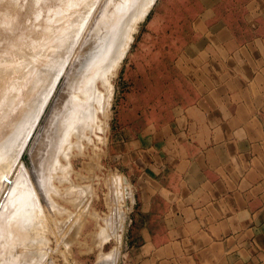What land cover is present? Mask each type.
I'll use <instances>...</instances> for the list:
<instances>
[{"label":"rangeland","instance_id":"1","mask_svg":"<svg viewBox=\"0 0 264 264\" xmlns=\"http://www.w3.org/2000/svg\"><path fill=\"white\" fill-rule=\"evenodd\" d=\"M237 1L153 0L134 21L118 69L111 66L104 78L108 84L98 80L106 108L94 104L95 125L81 135L69 128L71 138L63 146L70 134L64 135L70 125L64 115L84 98L76 92L84 65L100 50L115 10L134 1L0 0V212L11 190L20 186L15 191L22 194L23 187L34 185L32 197L39 195V201L24 205L36 231L30 245L45 253L32 250L25 262L4 257L0 264H140L144 237L137 215L144 183L138 180L137 158L154 154L169 135L185 76L216 75L218 35L232 38L217 31V24L231 19ZM46 69L49 82L57 74L55 87L52 82L53 91L42 90L40 102H33L27 98L36 93L32 80ZM73 97L79 101L71 102ZM5 214L4 221L11 212ZM3 238L0 234V246L8 253Z\"/></svg>","mask_w":264,"mask_h":264},{"label":"crops","instance_id":"2","mask_svg":"<svg viewBox=\"0 0 264 264\" xmlns=\"http://www.w3.org/2000/svg\"><path fill=\"white\" fill-rule=\"evenodd\" d=\"M236 4L216 75L185 76L171 134L137 158L140 264H264V0Z\"/></svg>","mask_w":264,"mask_h":264},{"label":"bare ground","instance_id":"3","mask_svg":"<svg viewBox=\"0 0 264 264\" xmlns=\"http://www.w3.org/2000/svg\"><path fill=\"white\" fill-rule=\"evenodd\" d=\"M121 1V0H120ZM134 2H132L131 4H132V6L131 7H126V4L125 3H123L117 10H115L116 12H114L115 13V17H113L114 19L111 21V23L110 24H108V31H106L107 33L105 34V39L101 42V46H100V50L99 51H96L93 55H92V57L89 59V60H87V62L85 63V68H84V70L82 71V73H81V75H82V80L80 81V83H78L77 84V86H76V92L78 93V96H83L84 98L82 99V102H78L79 103V105H76V106H79L78 108H76V109H73V108H71L69 111H67V114H66V116L64 115V117H65V121H69L70 122V125H69V127H68V129L66 130V131H68L69 130V128H71L72 129V133L74 134H80V131H82V130H84V128H85V131L86 130H88L89 128H90V126H92V123H93V125H95V114H97L98 113V111H95V109H94V104H98L97 106H99L100 105V108H101V106L102 105H105L106 104V102H108L107 100V98L108 97H104L103 96V93H101V92H99L98 91V80H100L101 78L102 79H104V78H108V70H109V68H111V66H113V65H115L116 64V66H114V68L115 67H117V62H119L118 60H119V57H123L124 55H125V50H126V48H127V46H128V44H129V42H131L130 40L132 39L131 38V31H133L134 29H133V23H134V21L135 20H137V19H140V17H142L143 15H144V13H145V11H146V13L145 14H147V11H149V7H150V4L152 5L153 3H151L153 0H133ZM124 2V1H123ZM122 3V2H121ZM128 4V3H127ZM128 5H130V3L128 4ZM145 16V15H144ZM135 22H138V20L137 21H135ZM83 25V24H82ZM86 25V24H85ZM82 27V26H81ZM134 27H135V25H134ZM80 29H82V28H80ZM79 29V30H80ZM80 32V31H79ZM79 32H76V34L77 33H79ZM136 32V31H135ZM80 34H81V32H80ZM79 34V35H80ZM78 35V34H77ZM81 36V35H80ZM78 38V37H77ZM78 41H79V39H77ZM76 43V42H75ZM74 43V44H75ZM75 45H73V47H74ZM129 47V46H128ZM68 48V47H67ZM74 49V48H73ZM68 51V50H67ZM57 52V51H56ZM56 52L54 53L55 55H56ZM59 52H60V50H59ZM69 53V52H68ZM67 53V54H68ZM70 53H71V51H70ZM124 55H123V54ZM64 55V54H63ZM123 55V56H122ZM52 56H53V54H52ZM57 56V55H56ZM55 56V57H56ZM59 56V55H58ZM57 56V57H58ZM65 56V55H64ZM69 56H71V55H69ZM51 59V58H50ZM52 59H54V57L52 58ZM51 59V60H52ZM56 59V58H55ZM59 59V58H58ZM69 59V58H68ZM67 59V60H68ZM120 59H122V58H120ZM51 60H50V63H51ZM60 61V60H59ZM64 61V60H63ZM49 62V61H48ZM49 63V64H50ZM48 63H47V65H49ZM57 64V63H56ZM56 64H55V66H56ZM64 64V63H63ZM66 64V63H65ZM64 64V65H65ZM54 64H52V66H53ZM119 65V64H118ZM62 67H64L63 65H62ZM44 68H48L47 66H46V64H45V67ZM43 68V69H44ZM53 68V67H52ZM113 68V67H112ZM40 69V68H39ZM60 69H61V66H60ZM117 69H118V67H117ZM51 70V69H50ZM63 70H64V68H63ZM61 71H59V74H61L60 73ZM108 73V74H107ZM111 73H112V71H111ZM114 73V72H113ZM112 73V74H113ZM55 78L57 77V74H56V76H54ZM54 78V79H55ZM49 76L47 75V69L44 71V70H42V72L40 71H38V75H35L34 76V78H33V80H32V83L34 84V86L35 87H33V88H35L36 90V93L35 94H30V96L28 95V99L29 100H32L33 102H36V101H38V102H40L39 100H41V98L39 97V93H41V91L42 90H44V89H46V88H49V91H50V87H51V90H52V82L54 81V79L53 80H51L50 82H49ZM105 80V79H104ZM55 81H56V79H55ZM108 82V80H105V83H107ZM102 84H103V82H102ZM108 84V83H107ZM106 86V89H109V87L107 88V86L108 85H104V87ZM55 87V85H54V82H53V88ZM74 87V86H73ZM31 89V88H30ZM53 91V90H52ZM51 91V92H52ZM106 91V90H105ZM50 92V93H51ZM104 92V91H103ZM108 92L109 93H107L108 95L111 93L110 92V90H108ZM105 93V95L106 96H108L107 94ZM47 94V93H46ZM48 95H50L49 93H48ZM71 95H76V93H74V94H71ZM44 97V96H43ZM43 97H42V104L44 105L45 104V102L43 103V101L44 100H46V98L48 97V98H50L49 96H47V95H45V97H44V100H43ZM76 97V96H75ZM69 99V98H68ZM81 99V98H80ZM111 99V98H110ZM71 100V102H76V101H79V100H77L76 99V101L74 100V97L73 98H71L70 99ZM47 101V100H46ZM68 102V101H67ZM47 103V102H46ZM43 105H41V106H43ZM65 106H67L66 104H65ZM65 106H64V108H65ZM38 107H40L39 106V104L37 103V105L35 106V110H37V112H38V109H39V111L41 110V108L42 107H40V108H38ZM44 107H45V105H44ZM72 107V106H71ZM104 109L106 108L105 106H102ZM96 108V107H95ZM104 109H102V110H104ZM34 110V109H33ZM63 110V109H62ZM97 110V109H96ZM99 110V109H98ZM37 112H36V114H37ZM97 112V113H96ZM39 114V113H38ZM20 115V114H19ZM41 116V115H40ZM17 117V116H16ZM15 117V118H16ZM19 117V116H18ZM38 117V119H39V116H37ZM97 117V116H96ZM13 118V117H12ZM37 119V120H38ZM12 120V119H11ZM15 120V119H14ZM34 121H36V119H34ZM65 121H64V123H65ZM98 121V120H97ZM11 122V121H10ZM37 122V121H36ZM35 122V123H36ZM103 122V121H102ZM71 123H72V125H73V128H72V125H71ZM33 125H34V123H33ZM71 126V127H70ZM89 126V127H88ZM10 127V126H9ZM86 127H87V129H86ZM33 128V127H32ZM75 128H77V129H79V131L76 133V131L75 132H73V130L75 129ZM92 128V127H91ZM11 129V128H10ZM76 129V130H77ZM29 130H31V128L29 129ZM32 131V130H31ZM85 131H83V132H85ZM7 132V131H6ZM29 132L30 131H28V134H29ZM83 132H81V134L83 133ZM4 133V132H3ZM31 133V132H30ZM65 134L64 135H66L67 136V134L66 133H70L69 135H68V137H66L65 139L63 138V141H62V144H63V146H64V144H65V142L66 141H68V138L71 136V131L69 130V132H64ZM28 134H26V136L28 135ZM80 134V135H81ZM29 136V135H28ZM64 137V136H63ZM71 138V137H70ZM25 139H27V138H25ZM66 140V141H65ZM70 141V140H69ZM68 141V142H69ZM24 142H25V140H24ZM23 142V143H24ZM64 142V143H63ZM67 142V143H68ZM23 145V144H22ZM59 148H62V145H61V147H59ZM63 149V148H62ZM62 149H60V151H62ZM64 152V151H63ZM61 153V152H60ZM53 156V155H52ZM49 158V157H48ZM51 160H52V158H51ZM45 161V160H44ZM54 161H56V160H54ZM57 162V161H56ZM53 163V162H52ZM54 164H58V163H54ZM43 165V164H42ZM56 165H55V167H56ZM52 166H54V165H52ZM58 167V166H57ZM57 167H56V169H57ZM55 169V170H56ZM44 170H46L45 168H44ZM43 170V171H44ZM65 170V169H64ZM51 171H53V170H51ZM30 177V176H29ZM49 177V176H48ZM53 183V182H52ZM30 184H32V183H29V185ZM45 184V183H44ZM50 185V184H49ZM31 186H34V185H30V187ZM17 187H19L20 188V186H17ZM14 188L13 190H11V192H13V194H14V196H13V198H11L12 197V195H11V193H9L8 195L9 196H7V201L5 200V205L7 204V202L9 201V204L8 205H6V206H8L9 207V209L11 210V211H6L7 209H5V212H8V214H9V212H11V214H9V217H7L8 219H6L5 221H4V208H6V206L5 205H3V207L4 208H1L2 209V212H0L1 214V216H3L1 219H3V220H1L2 221V223H1V226H2V230H0V231H2L0 234H1V237H4L3 238V241L4 240H6L5 241V244H6V246H7V248H8V253H3L5 250H3V248L0 246V259L1 258H3L4 259V257L5 258H10V259H12V260H14V261H18V257H20V258H23V259H21V260H23V262H25L26 260L25 259H27V256H28V253L30 254V251H32V250H36V251H38L41 255H44L45 253H43L42 252V249L40 250V247H38V246H34V245H30L31 244V242H32V240H34L35 239V237H34V233L36 232V231H33V230H31L30 229V227H31V225H29L30 223H29V221L31 220V216L33 215V214H31V213H29V207H25L24 205H26L27 204V201L30 203V205H34V204H37L38 203V201H39V199H37L36 200V196H34V197H32L34 194V191H35V189L34 188H32L31 187V189H30V187L28 186V184H27V186L26 187H21L22 189V191L20 190V192L22 193V194H19V191H18V194H19V197L17 196L18 194L16 193L15 194V192H17V191H15L16 189H19V188ZM57 187V186H56ZM50 188V187H49ZM32 189H34V190H32ZM43 189V188H42ZM31 190H32V192H31ZM15 191V192H14ZM47 191V190H46ZM45 191V192H46ZM47 193V192H46ZM123 193V192H122ZM33 194V195H32ZM27 195V196H26ZM121 195V194H120ZM25 196H26V198H25ZM39 196V195H38ZM37 196V197H38ZM46 196H47V194H46ZM11 198L10 200H9V198ZM16 197H18V198H20V199H18V198H16ZM120 197V196H119ZM16 198V200H14ZM39 198V197H38ZM124 198V197H123ZM13 199V200H12ZM85 200V199H84ZM16 201V202H15ZM18 202V203H17ZM3 203V204H4ZM29 205V204H28ZM27 205V206H28ZM40 206V205H39ZM16 209H18V210H16ZM42 209V208H41ZM1 211V210H0ZM8 214H5L6 216L8 215ZM47 214V213H46ZM124 214V213H123ZM6 216H5V218H6ZM122 218V217H121ZM0 221V222H1ZM4 221V222H3ZM43 221V220H42ZM29 223V224H28ZM121 227V226H120ZM39 229V228H38ZM2 233H3V235L4 236H2ZM30 235V236H29ZM31 236L33 237V239H30L31 238ZM98 237V236H97ZM119 237H121V236H119ZM29 238V239H28ZM102 239V238H101ZM2 241V240H1ZM1 243V242H0ZM5 246V245H4ZM5 254H7V256H5ZM112 256V255H111ZM113 256H115V255H113ZM34 257V256H33ZM37 257H40L39 255H37ZM5 260H7V259H5ZM36 263V262H35Z\"/></svg>","mask_w":264,"mask_h":264}]
</instances>
